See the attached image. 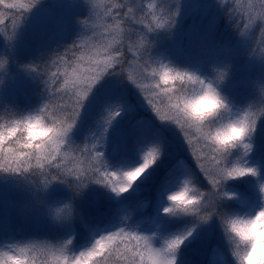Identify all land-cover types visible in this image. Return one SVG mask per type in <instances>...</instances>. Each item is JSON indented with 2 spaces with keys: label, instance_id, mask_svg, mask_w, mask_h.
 Segmentation results:
<instances>
[{
  "label": "snow or ice",
  "instance_id": "snow-or-ice-1",
  "mask_svg": "<svg viewBox=\"0 0 264 264\" xmlns=\"http://www.w3.org/2000/svg\"><path fill=\"white\" fill-rule=\"evenodd\" d=\"M83 2L88 14L79 20L82 31L63 53L47 54L46 60L41 59L43 69L36 61L19 65L26 75L39 78L43 84V102L33 110L50 118L59 129L61 141L53 151L35 157L0 153V173L22 177L36 191L43 192L54 182L65 185L72 214L60 223L50 219L59 229L58 235L5 241L0 247L9 251L31 249L42 257L40 264H77L85 256L93 258L92 264H147L149 254L161 257V264H178L179 254L199 229L217 221L219 210L236 198V193L226 189L228 181L250 177L241 176L239 168L247 166L252 150L245 146L234 155V151L213 148L181 116L179 100L190 89L182 85L165 88L160 83L162 71H173L177 76L199 74L165 64L152 55L150 35L171 32L180 14V0L167 7V0ZM215 2L224 20L234 26L248 55L257 58L249 37L254 26L259 27L264 42V0H233L231 10L227 0ZM39 3L0 0L8 9L7 13L0 11V35L12 41L22 21ZM137 25L141 26L139 31ZM89 31L91 36L86 35ZM132 34L138 40L133 41ZM258 59H264V47ZM154 63L158 67H153ZM209 67L211 75L199 74L205 84L213 79L222 81L228 74L216 65ZM247 109L239 111L251 116L255 125L264 117V99L255 111L252 104ZM184 152L195 158L198 173ZM134 172L139 175L129 183L128 176ZM200 175L207 181L203 189L198 186L202 184ZM189 183L197 186L196 204L174 210L171 194ZM91 186L101 188L113 205L106 219H90L79 206L78 201ZM146 186L153 188L151 199L140 198ZM126 195H136L137 199L126 200ZM37 203L47 206L42 198ZM149 207L150 217L138 215ZM144 222L154 227L142 230ZM170 224L175 227L169 228ZM80 232L84 239L78 246Z\"/></svg>",
  "mask_w": 264,
  "mask_h": 264
},
{
  "label": "clouds",
  "instance_id": "clouds-1",
  "mask_svg": "<svg viewBox=\"0 0 264 264\" xmlns=\"http://www.w3.org/2000/svg\"><path fill=\"white\" fill-rule=\"evenodd\" d=\"M8 62L6 56H0V79L7 71ZM197 77L199 74L190 72L177 76L173 71H162L159 76L162 87L182 85L190 89L179 100V109L185 124L200 134L213 148L243 151L248 146L253 150L252 138L258 121L253 125L252 117L239 111L241 108L234 109L229 98L221 92L220 85L226 77L222 81L213 79L206 84L203 83V77H199L200 83L197 84ZM192 88L195 90H191ZM255 88L258 96L264 99V81L257 80ZM243 109L248 110L247 106ZM61 139L59 129L53 126L50 118L36 110L7 117L0 115V153L15 154L21 158L28 154L35 157L53 151ZM2 174L10 175L8 172ZM239 174L250 176L256 181L259 178L260 183L256 187L260 203L246 211L220 209L217 222L232 264H264V179L260 178L258 165L249 162L246 167L239 168ZM138 175V172L131 173L128 176L129 183ZM170 199L174 210L182 211L192 207L198 200L197 186L195 183L187 186L182 184L171 194ZM46 209L49 219L56 223L69 219L73 210L68 200L47 205ZM34 259L36 264H40L42 257L31 249L9 251L0 247V264H33ZM92 260L91 256H85L77 264H92ZM161 260V257L153 254L146 256L147 264H161Z\"/></svg>",
  "mask_w": 264,
  "mask_h": 264
},
{
  "label": "rangeland",
  "instance_id": "rangeland-1",
  "mask_svg": "<svg viewBox=\"0 0 264 264\" xmlns=\"http://www.w3.org/2000/svg\"><path fill=\"white\" fill-rule=\"evenodd\" d=\"M172 2L173 0H167L165 7L170 5ZM227 3L229 5V10L235 7L233 0H227ZM200 6V16L198 20L194 22L197 18V12ZM0 11L7 13L8 9L4 8L3 5H0ZM87 14L88 7L84 4L83 0H40V3L31 12H29L26 18L22 21L16 31V36L12 41H6L5 38L0 35V56H6L9 61L7 71L3 74L2 79H0V81H2L0 82L2 93L7 96H11L12 98H15L17 94H22L26 97V100H30L31 104V97L36 93L43 91L44 86L40 82L39 78L33 79L32 77L26 75L19 67L20 64L28 63L26 58L23 57L28 56L29 54L33 57H36V54L45 55L48 50L51 52L59 51L60 53H63L65 48L70 46L68 45V42L70 41L69 38L74 40L78 38L79 33L82 31V26L79 23V20L86 17ZM205 14L206 17L208 16L207 25L203 24ZM221 15H223V12L219 9L215 0H180V14L177 17L175 27L170 33L165 31L161 32V35L166 36V49L168 50V53L172 54L171 56L177 55L176 52L178 51V47L174 50V52L173 48H175L179 43V36L183 34V32H185L190 39L197 38V36H201L202 32H205L207 28L209 29L210 27L216 25ZM236 15L237 13H233V16ZM185 20L194 22V24L196 23L195 30L199 27V25L204 27L201 31H194L193 26L189 22L184 23ZM19 22L20 21L17 18V23ZM5 23L10 25L11 21L6 19ZM237 23H239V20ZM135 27L137 31L141 28L139 25ZM9 34H11L10 28ZM255 34L258 38V41L256 42L257 45L255 47L257 58H253V64L251 65H249V58L245 68L242 70V73H245V85L250 87L249 89H246V92H251L252 95H255L261 105V98L257 94L255 82L257 80L264 81V59H258L261 48L264 47V42H262L259 27L254 26V30L249 37L250 45L253 41H255ZM86 35L91 36V31L87 32ZM136 37V34L131 35V39L133 41H135ZM72 42L73 40H71V43ZM237 47L244 48L241 44L240 38L237 39ZM244 51H246V49ZM260 129L261 132L259 134V138L264 141L263 126ZM254 155V151L248 155L247 160L249 163L258 162L254 159ZM193 159L195 160L194 157ZM201 177L203 181L202 184L204 186L207 184V181L202 175ZM17 184L22 185L29 191L32 196V200L30 202L32 206L39 204L37 203L36 197L32 193L33 188L26 183V181L22 179H11L9 177L4 178L0 175V193H4L7 189L13 188L15 185L17 186ZM66 193H69V191L65 185L59 182H54L47 190L43 191L44 195H42V199L47 205L63 203L68 198ZM127 196L128 195H126L125 198ZM1 204L3 207L10 205L14 212L12 214L15 215L17 219L21 218L26 211L29 212L27 205L16 200H10V198L4 200L1 198ZM39 206L41 208H45L42 204H39ZM132 223L135 226L136 221L134 220ZM27 226L28 223H18L16 233L19 238L16 240L23 239L26 241L28 239H35L33 237H23L24 230ZM140 227L142 230H150L154 227V225L147 226L142 223ZM197 233H199L202 238L200 241L201 244L198 246V260L196 262L186 261L185 264H207V257L214 242H219L224 245L225 250L228 252L219 224L215 219L207 226L201 227ZM217 258V261H221L219 256H217Z\"/></svg>",
  "mask_w": 264,
  "mask_h": 264
},
{
  "label": "trees",
  "instance_id": "trees-1",
  "mask_svg": "<svg viewBox=\"0 0 264 264\" xmlns=\"http://www.w3.org/2000/svg\"><path fill=\"white\" fill-rule=\"evenodd\" d=\"M227 42L223 38L222 34L219 32L217 28H215L210 35L207 37V45L205 47L204 55H207V57L203 59H195L193 55L190 53L189 46L178 54L176 57H170L169 55L162 54L161 56L157 57L155 55V52L152 51V55L156 60H162L163 63H171L173 66L179 67V68H187L189 70L198 71L200 75H211L210 72V65H216L221 70L227 71L226 79L221 83V86H229L227 93L225 95L229 98L231 101L233 108H244L248 106L249 104L253 105V110L255 111L258 105V101L256 97L250 93L247 94L246 88H240L239 86H236V88L232 85L234 81L238 80V77L236 75L237 70L242 67L247 56H239L237 53L233 51V53H225L222 51H219L220 49L229 48L232 49ZM190 46H193L195 48L194 53L197 48V40L191 42ZM228 66L225 68V66ZM153 67H158L157 63L153 64ZM41 92L36 96V98L32 101L31 104H28L23 98L19 97L15 102H12L10 99L7 101L6 104L0 105V115H4L5 117L11 115V114H22L29 112L37 107L40 106V104L43 102V99L40 95ZM22 99V100H20ZM264 128V117H261L258 120L257 127L255 130V134L252 138V142L254 144V148L252 151H254V159H256L257 163H250L258 165L260 169V178L264 179V141L259 138V134L261 132V127ZM178 143V141L176 142ZM176 145L174 144V147ZM240 150H234V155H239ZM187 155V154H184ZM190 161V160H189ZM191 166L194 171H197L194 164L190 161ZM198 173V171H197ZM200 181H202L201 176L199 177ZM203 183V181H202ZM257 181L254 180L252 177H245L241 178L240 180H231L227 183L226 189L229 191H232L236 193V198H234L231 201H227L225 203V208L231 209V210H238V211H246L254 208L256 204L253 206L251 203V200L254 201V195L255 199L257 201L258 199V189L256 187ZM203 189V184L198 185ZM147 187V186H146ZM145 187V188H146ZM153 196V188L150 193L149 191L145 192L142 199L150 198ZM249 201V203H248ZM258 206V204H257ZM147 216L152 215V208L147 211ZM174 224L168 225L169 228L174 227ZM200 241H194L190 243L189 245L185 246L182 252L179 254L178 257V264H185L186 261H192L196 262L198 260L197 252L199 250L198 244ZM201 244V243H200ZM213 252L209 253L207 257L208 264L213 263Z\"/></svg>",
  "mask_w": 264,
  "mask_h": 264
}]
</instances>
